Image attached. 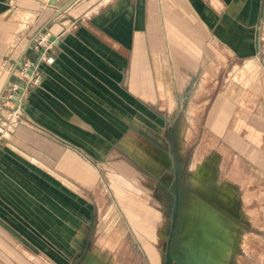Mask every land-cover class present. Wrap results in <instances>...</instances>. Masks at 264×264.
<instances>
[{"label":"crops","instance_id":"crops-1","mask_svg":"<svg viewBox=\"0 0 264 264\" xmlns=\"http://www.w3.org/2000/svg\"><path fill=\"white\" fill-rule=\"evenodd\" d=\"M13 1L0 0V93L43 30L21 60L34 64L30 77L15 71L4 96L13 85L23 88L0 103V264H55L62 258L51 244L73 243L87 221L83 178L97 171L99 147L114 146L110 137L124 136L132 120L152 125L148 116L161 113L154 101L165 88L180 102L198 64L210 82L213 72L200 63L207 35L245 60L233 66L262 54L264 0H76L52 21L67 0ZM171 31L194 33L198 54L187 40L176 55ZM43 37L51 64L35 49Z\"/></svg>","mask_w":264,"mask_h":264},{"label":"rangeland","instance_id":"rangeland-1","mask_svg":"<svg viewBox=\"0 0 264 264\" xmlns=\"http://www.w3.org/2000/svg\"><path fill=\"white\" fill-rule=\"evenodd\" d=\"M172 37L176 55L187 40L198 54L194 33ZM205 41L210 82L198 64L180 102L166 88L154 101L153 126L132 120L124 136L110 137L114 146L99 147L96 175L83 178V232L51 244L62 258L55 264H167L168 255L170 264H264V46L242 68L233 64L245 60Z\"/></svg>","mask_w":264,"mask_h":264},{"label":"built area","instance_id":"built-area-1","mask_svg":"<svg viewBox=\"0 0 264 264\" xmlns=\"http://www.w3.org/2000/svg\"><path fill=\"white\" fill-rule=\"evenodd\" d=\"M262 23H264V18L262 19ZM47 42L46 38H41L39 41H37V45L35 46V49L38 50V52H40V58L42 59V57L46 56L45 61L48 64H51L53 62L52 57H50L48 55L47 52V47L44 46L45 43ZM40 59V60H41ZM34 67L33 63H30L28 61H21L19 64V69H16L17 72H19V74L21 75V77L23 78H29L30 76L28 75V72H31V69ZM19 89H22L21 87L17 86V85H13L9 90L7 96H4V99H8L11 100L13 98L14 95H16L17 91Z\"/></svg>","mask_w":264,"mask_h":264},{"label":"water","instance_id":"water-1","mask_svg":"<svg viewBox=\"0 0 264 264\" xmlns=\"http://www.w3.org/2000/svg\"><path fill=\"white\" fill-rule=\"evenodd\" d=\"M76 0H67L65 2V4H63L62 6L58 7L55 14L52 16L51 20L52 21L53 19H55L56 17H58L62 12H64L68 7H70L71 4H73ZM57 3V0H51L50 1V4H56ZM42 30L41 29L30 41L29 43L27 44V46L25 47V49L23 50L22 54L20 55V57L18 58L15 66L13 67V69L11 70V72L9 73L7 79L5 80V83H4V86H3V90L1 91L0 93V103L1 101L4 99V94L7 90V87H8V84L10 83V79L12 78L13 74L15 73L16 71V68L19 66L22 58L24 57L25 53L28 51V49L31 47L32 43L35 42L36 38L41 35L42 33ZM50 41H54L53 38H50ZM21 88H23V85H21ZM21 92V89L19 90V93ZM16 98V96H14ZM168 260H167V264H170L172 263V257L170 255H168Z\"/></svg>","mask_w":264,"mask_h":264}]
</instances>
